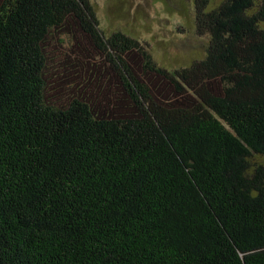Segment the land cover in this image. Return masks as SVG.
Returning <instances> with one entry per match:
<instances>
[{"label":"trees","instance_id":"16d2710c","mask_svg":"<svg viewBox=\"0 0 264 264\" xmlns=\"http://www.w3.org/2000/svg\"><path fill=\"white\" fill-rule=\"evenodd\" d=\"M258 3L195 0L207 54L169 69L91 0H0V264H264Z\"/></svg>","mask_w":264,"mask_h":264},{"label":"rangeland","instance_id":"374dc122","mask_svg":"<svg viewBox=\"0 0 264 264\" xmlns=\"http://www.w3.org/2000/svg\"><path fill=\"white\" fill-rule=\"evenodd\" d=\"M99 18L100 27L109 35L121 30L148 44L156 62L176 69L191 65L206 56L210 37L200 36L195 26V0H91ZM249 10H258L259 0ZM264 28V21L261 23ZM72 39L63 34L50 43L49 53L54 57L49 71L58 78L73 75L67 62H77L78 53ZM253 165L264 164V156L253 154Z\"/></svg>","mask_w":264,"mask_h":264}]
</instances>
